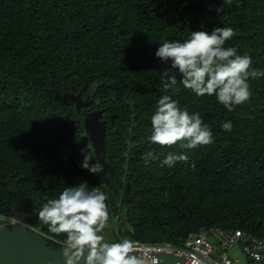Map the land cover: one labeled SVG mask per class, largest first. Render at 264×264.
<instances>
[{"label":"trees","instance_id":"1","mask_svg":"<svg viewBox=\"0 0 264 264\" xmlns=\"http://www.w3.org/2000/svg\"><path fill=\"white\" fill-rule=\"evenodd\" d=\"M222 26L236 32L225 47L264 69V0H0V213L11 214L16 201L5 182L11 176L40 205L87 181L108 197L110 242L181 246L202 227L264 238V77L250 79V99L229 111L215 96L185 89L178 69L169 72L177 84L165 88L171 61L155 56L165 40ZM79 94L93 101L81 112L71 98ZM165 94L201 114L212 143L148 141ZM94 110L107 122L97 174L80 167L82 149L95 152L84 123ZM228 120L231 132L221 128ZM147 151L159 159L145 165ZM169 152L189 159L162 165ZM27 213L50 247L63 246L66 234L50 233L33 207Z\"/></svg>","mask_w":264,"mask_h":264},{"label":"clouds","instance_id":"2","mask_svg":"<svg viewBox=\"0 0 264 264\" xmlns=\"http://www.w3.org/2000/svg\"><path fill=\"white\" fill-rule=\"evenodd\" d=\"M224 3L230 4L231 0H224ZM235 35L232 27L222 26L210 32L192 31L183 40L159 43L155 56L165 62L171 61V68L161 75L165 88L177 84V76L169 75V72L178 69L181 74L179 82L196 96H215L217 102L229 111L248 101L252 95L250 79L264 77V69L252 67L250 54H241L236 47H225L226 41ZM221 128L231 132L233 123L225 121ZM148 141L162 146L186 141L181 145L183 148L195 149L212 143L213 133L199 112L181 107L171 95L165 94L158 99L151 115ZM82 152L84 156L80 167L93 174L104 172L97 152L90 154L87 147ZM142 159L148 165L159 156L147 151ZM188 159L185 153L169 152L161 164L171 167L177 161ZM107 199L105 191L96 186L90 188L89 183L84 181L65 187L58 197L38 206V219L48 231L56 235L66 234L63 242L66 264H80L81 261L83 264H146L136 255L139 249L134 241L110 242L105 239L104 230L110 217ZM10 222V218L0 215V224ZM253 258L257 262L264 260L258 253Z\"/></svg>","mask_w":264,"mask_h":264},{"label":"water","instance_id":"3","mask_svg":"<svg viewBox=\"0 0 264 264\" xmlns=\"http://www.w3.org/2000/svg\"><path fill=\"white\" fill-rule=\"evenodd\" d=\"M71 98L76 102L79 112L93 103L92 100L83 99L82 94L71 95ZM102 116V110H94L86 114L84 123L95 152L98 153L105 167L107 122L102 119ZM115 118L116 115H113L112 122ZM5 182L9 185V191L16 197V201L10 206L11 213L22 223L0 227V264H66L63 246L50 247L43 236L28 227L31 224V216L27 213V209L31 206L37 210L42 202L41 199L37 202L27 198L25 192L18 187V178L11 176ZM126 196H129L128 191ZM136 255L142 259L140 251H137ZM156 256L158 261L154 264L182 263L186 259V256H180L175 251H160L156 253ZM80 264L83 262L81 261Z\"/></svg>","mask_w":264,"mask_h":264},{"label":"built area","instance_id":"4","mask_svg":"<svg viewBox=\"0 0 264 264\" xmlns=\"http://www.w3.org/2000/svg\"><path fill=\"white\" fill-rule=\"evenodd\" d=\"M10 218V223H2L0 226H11L22 223L17 217L8 214H0ZM28 227L40 234L45 239L50 238L43 230L32 224ZM135 246L142 253V260L146 264L156 263V253L160 251H175L180 256H186L184 262L173 264H264V260L257 262L254 254L264 257V238H259L241 229H225L221 227L205 228L192 231L181 246L171 243H144L137 240ZM234 246H240L244 258L232 257L229 250Z\"/></svg>","mask_w":264,"mask_h":264},{"label":"rangeland","instance_id":"5","mask_svg":"<svg viewBox=\"0 0 264 264\" xmlns=\"http://www.w3.org/2000/svg\"><path fill=\"white\" fill-rule=\"evenodd\" d=\"M112 224L109 222L108 225L106 226L105 230H104V236H105V239L108 240V237L110 238L111 237V226L114 227V225H116V220L112 219ZM109 227V229H108ZM108 229V230H107ZM229 253L232 257H238V258H244V253L243 251L241 250L240 246H234L232 249L229 250Z\"/></svg>","mask_w":264,"mask_h":264}]
</instances>
